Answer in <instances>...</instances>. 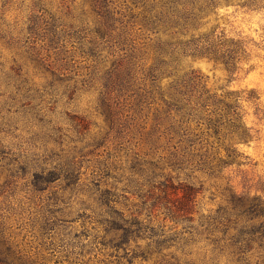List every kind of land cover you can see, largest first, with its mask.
Here are the masks:
<instances>
[{
  "label": "trees",
  "instance_id": "16d2710c",
  "mask_svg": "<svg viewBox=\"0 0 264 264\" xmlns=\"http://www.w3.org/2000/svg\"><path fill=\"white\" fill-rule=\"evenodd\" d=\"M116 2L91 0L98 18L94 29L65 25L61 18L42 7L34 8L23 28L25 41L41 42L46 51H57L70 40L73 46L74 40L85 42L81 53L93 58L96 72H102L106 81L101 101L106 131L92 134V124L85 116L67 114L72 129L52 126L48 138L55 147L43 154L21 156L0 141V172H8V183L17 182L21 175L30 176L27 184L43 203L40 232L45 247L52 254L64 253L68 261L82 258V264H89L91 259H84L94 254L96 264H139L151 260L155 264H181L178 259H169L165 251L182 237L183 242H188L186 236L194 241L205 239L213 244L214 252L229 250L240 259L256 248L264 251L261 198L237 194L228 187L225 206L215 214L197 217L200 189L191 183L175 182L179 176L166 171L177 169V165L172 160H155L148 153L132 150L134 128L139 125L144 107L158 101L154 126L164 127L170 140H183V157L193 152L202 172L211 177L221 176L224 169L242 164L237 145L250 141L252 135L240 112V96L234 93L230 94L234 97L224 98L211 93L197 71L183 65L182 72L181 60L200 56L236 68L245 58L243 42L218 35L216 27L200 29L223 5L262 8L264 0H133L135 6L144 8L138 14L142 24L158 35V62L149 71L140 68L134 50L126 52L127 45L121 38L128 31L121 29V33H116ZM4 27L0 18V31ZM177 34H183V46L175 41ZM82 46L88 48L83 50ZM41 48L32 46L55 80L63 81L50 65H45L48 58L41 56ZM105 49H109L114 60L110 68L101 69L106 68L110 58L102 56ZM19 70L16 74L22 81L17 79L15 83L13 102H20L24 113H41L44 94L29 84ZM140 71L144 74L142 81L138 79ZM168 76L177 79L164 84ZM124 96L135 99L137 116L124 115L128 101L123 100ZM212 138L223 146L225 154L218 148L214 156H209L214 142L210 146L203 142L210 143ZM109 141H113L115 150L101 160L100 148ZM187 160L188 157L183 158V167ZM84 166L90 171L86 180ZM80 187L87 188L96 207H88L85 201L77 210L62 206L66 201L58 189L75 191ZM0 264L46 263L38 252L32 254L21 248L0 221Z\"/></svg>",
  "mask_w": 264,
  "mask_h": 264
},
{
  "label": "rangeland",
  "instance_id": "374dc122",
  "mask_svg": "<svg viewBox=\"0 0 264 264\" xmlns=\"http://www.w3.org/2000/svg\"><path fill=\"white\" fill-rule=\"evenodd\" d=\"M116 6L119 11L116 33H121V29L128 31L127 36L121 38L122 43L127 45L126 52L130 54L131 50H134L140 68L149 71L150 67L158 62L156 48L159 45L156 41L158 35L142 24L141 15H138L144 9L142 6H135L133 0H117ZM40 7L61 18L65 25L79 28L94 29L98 19L91 0H0V18L3 19L5 26L0 31V141L15 153L22 154L21 156L43 154L46 149L54 148L55 144L48 135L51 134L52 126L72 129L67 114L85 116L92 124V134L103 133L107 129L101 103L105 95L106 81L102 72H96L93 58L81 53L80 47L85 42L74 40L73 46L70 40L65 47L57 51H46L41 48V42L25 41L26 34L23 28L26 27L34 8ZM207 21L208 24L203 25L201 31L216 27L218 35L224 34L229 41L243 42L246 48L245 58L234 69L206 57L182 58L181 70L183 72L184 65L197 71L211 93L220 97L232 98L235 95L230 94L234 93L240 96V112L252 135L250 141L237 145V150L241 154L239 161L242 164L232 165L224 169L221 176L211 177L208 172L200 170L199 159L193 152H189L184 156L189 160L185 161L183 167V140L180 142L178 138L170 140V137L164 134V127L158 129L154 126L158 101L152 103L150 107H144L132 138V150L143 155L148 153V157L155 160H172L179 170L169 168L166 172L171 171L175 177L179 176L175 182L191 183L200 189L197 195L196 208L199 213L197 217L202 214H215L221 206H225L228 187L233 188L237 194L259 197L264 201V7L223 5L218 8L216 15H211L205 22ZM175 36V41L183 46V34ZM32 46L41 48V56L48 58L45 65H50L51 70H55L63 77V81L55 80L44 64L40 63ZM87 48L82 46L83 50ZM108 51L109 49H105L102 54L103 57L110 58L106 68L102 66L101 69L110 68L114 60ZM17 70L29 84L44 94L41 113L30 111L24 113L20 110L22 109L20 102H13L15 83L17 79L22 81L16 74ZM143 76L140 71L139 81H142ZM176 79L177 76H168L163 83L168 84ZM73 90L75 92L71 94ZM126 98L128 101L124 107V115L137 116L134 113L135 99L129 100V97L124 96L123 100ZM212 142L215 148L210 146ZM203 143L210 146L209 156H214L218 148L225 154L223 146L218 145L215 139L212 138L210 143L209 141ZM114 148L113 141L101 147L100 153L103 155L101 160L113 152ZM120 156L123 157L124 163L126 161L124 153ZM83 172L86 173L84 175L86 180L90 171L84 166ZM29 179V175H21L17 182L8 183V172L5 170L0 172V221L5 223L21 248L32 254L38 252L39 256H44L46 264L73 262L82 264V258L68 261L64 253L52 254L45 247L46 241L40 232L43 203L38 199V195L31 192L27 184ZM58 190L65 197L66 203H62V206L77 210L81 201H85L88 207L91 206L93 209L96 207L95 201L90 199L91 195L86 192L87 188L80 187L75 191H63L60 188ZM88 211L92 213L90 209ZM185 238L188 242H183L182 237L180 242L174 243L165 251L169 259H178L181 264H264V251L257 248L240 259L229 250L214 252L213 244L205 239L194 241L190 237ZM93 255L90 254L84 260L90 258L89 264H96L98 260ZM139 264L155 262L139 261Z\"/></svg>",
  "mask_w": 264,
  "mask_h": 264
}]
</instances>
